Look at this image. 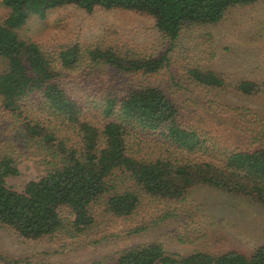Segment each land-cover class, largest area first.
Wrapping results in <instances>:
<instances>
[{
  "label": "trees",
  "instance_id": "obj_1",
  "mask_svg": "<svg viewBox=\"0 0 264 264\" xmlns=\"http://www.w3.org/2000/svg\"><path fill=\"white\" fill-rule=\"evenodd\" d=\"M258 1L2 0L8 13L0 17V57L7 61L0 74V114L18 120L17 133L12 132V136L47 151L50 167L18 190L7 180L19 174L17 161L10 153H0V223L26 238H43L65 227L66 234L76 236L92 227L93 208L98 204H104L105 210L117 217L134 214L140 202L134 187L156 198L179 199L192 187L207 186L248 197L264 207V141L259 143L262 137L257 136L256 128L241 127L245 134L252 133L248 146L228 149L222 158H203L196 152L206 153L211 145L183 119L182 107L164 88L139 84L116 93L109 86L90 102L79 99L69 86L73 81L68 71L83 58L93 68L145 76L157 74L168 65L166 53L128 56L113 48L84 50L74 44L51 58L38 43L21 39L17 31L34 15L44 18L51 9L75 5L89 13L114 9L148 16L161 34L174 41L187 25L217 24L231 8ZM188 74L199 86L227 85L212 70L196 67ZM234 87L242 96L259 92V84L251 80L239 81ZM35 96L60 121L62 129L73 131L74 138L63 136L32 115L35 106L30 100ZM91 103L105 121L89 117L93 113ZM138 131L157 133L166 146L151 155L152 151H144L137 140ZM127 179L132 184L121 190L118 180ZM65 211L72 216L69 221L63 216ZM116 264H264V244L250 252L232 249L212 254L195 249L179 255L149 243L125 250Z\"/></svg>",
  "mask_w": 264,
  "mask_h": 264
},
{
  "label": "rangeland",
  "instance_id": "obj_2",
  "mask_svg": "<svg viewBox=\"0 0 264 264\" xmlns=\"http://www.w3.org/2000/svg\"><path fill=\"white\" fill-rule=\"evenodd\" d=\"M7 13L0 0V17ZM17 31L21 39L38 43L51 58L74 44L84 50L113 48L128 56L166 53L168 65L157 74L145 76L93 68L83 58L68 71L73 81L69 86L79 99L90 102L109 86L116 93L139 84L164 88L182 107L183 119L211 145L206 153L197 151V156L222 158L228 149L248 146L252 133L240 131L242 125L256 128L257 136L262 137L259 143L264 141V0L231 8L217 24L187 25L174 41L161 34L148 16L114 9L89 13L75 5L51 9L44 18L34 15ZM52 36L56 38L46 43ZM6 66L7 61L0 57V74ZM196 67L215 71L227 85L199 86L188 77V70ZM242 80L257 82L259 92L254 96L239 94L234 84ZM30 101L35 106L34 117L60 130L63 136H76L72 130L62 129L39 97ZM89 108L93 112L89 117L105 121L100 112L93 111L94 104ZM18 124L16 118L0 114V153L12 154L20 170L7 179L8 184L21 190L28 181L47 172L50 157L36 144L16 141L12 132L17 133ZM138 136L144 151H152L151 155L166 146L157 133L138 131ZM118 182L121 190L132 184L129 179ZM134 189L140 193L134 214L117 217L107 212L104 204H98L93 208L92 227L76 236L66 234L65 227L43 238H26L0 223V264H116L125 250L149 243L179 255L195 249L212 254L232 249L250 252L264 244V207L248 197L207 186L192 187L179 199L156 198L138 187ZM63 216L66 221L72 219L66 211Z\"/></svg>",
  "mask_w": 264,
  "mask_h": 264
},
{
  "label": "clouds",
  "instance_id": "obj_3",
  "mask_svg": "<svg viewBox=\"0 0 264 264\" xmlns=\"http://www.w3.org/2000/svg\"><path fill=\"white\" fill-rule=\"evenodd\" d=\"M56 37L55 36H52V37H49V38H46L45 42H51V40L55 39Z\"/></svg>",
  "mask_w": 264,
  "mask_h": 264
}]
</instances>
